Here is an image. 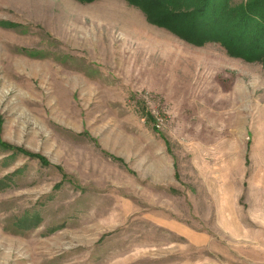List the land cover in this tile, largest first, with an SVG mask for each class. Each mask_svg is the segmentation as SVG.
<instances>
[{"label":"rangeland","instance_id":"1","mask_svg":"<svg viewBox=\"0 0 264 264\" xmlns=\"http://www.w3.org/2000/svg\"><path fill=\"white\" fill-rule=\"evenodd\" d=\"M0 264H264V62L0 0Z\"/></svg>","mask_w":264,"mask_h":264},{"label":"trees","instance_id":"2","mask_svg":"<svg viewBox=\"0 0 264 264\" xmlns=\"http://www.w3.org/2000/svg\"><path fill=\"white\" fill-rule=\"evenodd\" d=\"M128 2L140 7L151 23L191 43L219 42L231 55L264 62V0Z\"/></svg>","mask_w":264,"mask_h":264}]
</instances>
